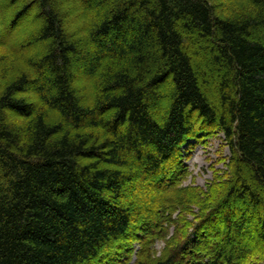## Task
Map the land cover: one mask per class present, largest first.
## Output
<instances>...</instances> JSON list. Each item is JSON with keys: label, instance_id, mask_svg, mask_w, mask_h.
<instances>
[{"label": "trees", "instance_id": "16d2710c", "mask_svg": "<svg viewBox=\"0 0 264 264\" xmlns=\"http://www.w3.org/2000/svg\"><path fill=\"white\" fill-rule=\"evenodd\" d=\"M0 264H264V0H0Z\"/></svg>", "mask_w": 264, "mask_h": 264}, {"label": "rangeland", "instance_id": "374dc122", "mask_svg": "<svg viewBox=\"0 0 264 264\" xmlns=\"http://www.w3.org/2000/svg\"><path fill=\"white\" fill-rule=\"evenodd\" d=\"M189 159L185 162L188 167L189 176L183 183L184 185L194 184L204 188L212 179V172L223 169L222 159L228 157V148L223 142L221 135L207 140L206 144H199L188 155ZM157 245V248H161Z\"/></svg>", "mask_w": 264, "mask_h": 264}]
</instances>
